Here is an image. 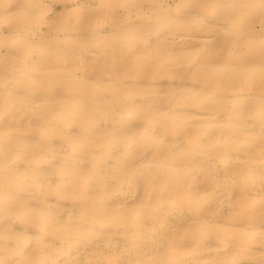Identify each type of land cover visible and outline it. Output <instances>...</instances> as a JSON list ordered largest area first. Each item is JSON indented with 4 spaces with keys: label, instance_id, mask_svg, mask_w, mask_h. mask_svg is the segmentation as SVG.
<instances>
[{
    "label": "bare ground",
    "instance_id": "obj_1",
    "mask_svg": "<svg viewBox=\"0 0 264 264\" xmlns=\"http://www.w3.org/2000/svg\"><path fill=\"white\" fill-rule=\"evenodd\" d=\"M263 24L0 0V264H264Z\"/></svg>",
    "mask_w": 264,
    "mask_h": 264
},
{
    "label": "rangeland",
    "instance_id": "obj_2",
    "mask_svg": "<svg viewBox=\"0 0 264 264\" xmlns=\"http://www.w3.org/2000/svg\"><path fill=\"white\" fill-rule=\"evenodd\" d=\"M166 1H167V0H166ZM212 8H213V10H212ZM212 8H211V10H209V11L211 12L210 14L215 13V7H212ZM209 11H208V12H209ZM263 27H264V24L262 25V29H263ZM260 30H261V29H260Z\"/></svg>",
    "mask_w": 264,
    "mask_h": 264
}]
</instances>
